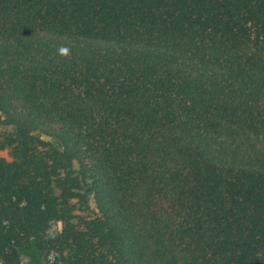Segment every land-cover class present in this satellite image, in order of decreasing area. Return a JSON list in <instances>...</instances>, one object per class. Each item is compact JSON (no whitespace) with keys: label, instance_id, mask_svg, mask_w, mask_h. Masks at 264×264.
Returning a JSON list of instances; mask_svg holds the SVG:
<instances>
[{"label":"trees","instance_id":"16d2710c","mask_svg":"<svg viewBox=\"0 0 264 264\" xmlns=\"http://www.w3.org/2000/svg\"><path fill=\"white\" fill-rule=\"evenodd\" d=\"M2 153L0 264H264V0H0Z\"/></svg>","mask_w":264,"mask_h":264},{"label":"rangeland","instance_id":"374dc122","mask_svg":"<svg viewBox=\"0 0 264 264\" xmlns=\"http://www.w3.org/2000/svg\"><path fill=\"white\" fill-rule=\"evenodd\" d=\"M1 156L8 158L6 153L0 154ZM61 225L53 224L48 231V238H55L60 234ZM23 264H51V257L48 256L45 252L37 253L35 251L27 252L23 255Z\"/></svg>","mask_w":264,"mask_h":264},{"label":"clouds","instance_id":"9594fccd","mask_svg":"<svg viewBox=\"0 0 264 264\" xmlns=\"http://www.w3.org/2000/svg\"><path fill=\"white\" fill-rule=\"evenodd\" d=\"M59 55L68 56L70 54V50L67 47H61L58 49Z\"/></svg>","mask_w":264,"mask_h":264}]
</instances>
